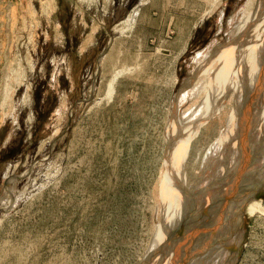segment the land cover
<instances>
[{
	"label": "rangeland",
	"instance_id": "obj_1",
	"mask_svg": "<svg viewBox=\"0 0 264 264\" xmlns=\"http://www.w3.org/2000/svg\"><path fill=\"white\" fill-rule=\"evenodd\" d=\"M256 2L0 0V264L180 262L176 218L259 80ZM234 165L228 227L253 181ZM244 225L237 264H264V212Z\"/></svg>",
	"mask_w": 264,
	"mask_h": 264
},
{
	"label": "flooded vegetation",
	"instance_id": "obj_2",
	"mask_svg": "<svg viewBox=\"0 0 264 264\" xmlns=\"http://www.w3.org/2000/svg\"><path fill=\"white\" fill-rule=\"evenodd\" d=\"M255 18H256V31H257L256 41L259 43L258 45H260L258 47L259 49L257 48L259 52L256 51L257 52L256 59L257 61L260 60L258 62L261 63L264 69V63L262 64V62H264V59H263L264 53H262L264 49V41H263L264 40V35H263L264 34V0H257ZM260 53H262L263 56ZM262 92L263 91H261V93ZM250 102L251 103L253 102L252 103L253 105H251ZM247 104L248 106H246ZM242 105L244 106L243 108H242ZM256 105L257 103H255V101L253 100L252 101H249V100L242 101V98L240 97V100L236 104L234 113H233L234 115L233 130L234 131L232 130L230 134L232 135V137L233 136L235 137L233 138L229 137L231 140L230 139L229 141L227 140L228 142L226 143L227 145L231 146V150L228 152L229 154L219 153L217 155L216 160L214 161V165L217 171L215 175L214 188L212 189L213 191L210 194L211 197L207 199V198H204L205 195H202V197H200V199L196 201V206L198 207L197 208L198 210L196 211L197 214H192V216L189 217V215L185 214L186 212L185 210L184 211L185 216L183 219L181 218L180 221H177V218H176V222H175L176 242L175 244H177V248L179 250V252L177 251L178 253L177 259L180 260L178 264H195L194 262L198 260V258L199 259L201 258L202 260H207L206 258L209 259L210 255L212 254L215 255L218 253V249L220 248L219 242H221L220 236L222 238L224 237L223 235L227 234L225 231L229 225L227 224L229 222V217H228L229 214H227V212L230 207V200H232L230 199L231 197L230 192L227 188H228V185L233 182V177L230 180H229V177L227 178V170L229 167L233 168L235 166L234 165L235 163L237 164L238 167H240L241 164L245 163L246 166L249 167L248 172L251 173L253 176L255 175L258 165L261 164L262 162V160L257 159V157L261 156L260 144H262L264 140V129L260 132V134H258L257 131L259 128L258 126L260 124L261 117L258 116L259 115L258 107ZM246 107L247 109L249 107V112H247V114H244L245 113L244 108ZM255 107H257L256 108L257 111H255L256 110L254 109ZM243 115L244 116L246 115V118L248 117V120H249V123L247 125H244V128H246L245 131L243 130V127H242L243 126L242 124H245V121L243 122V118H244ZM241 129H242V132H241ZM262 148H264V146ZM211 152L212 151H210L209 154ZM192 187L189 190H191ZM231 198H234V197H231ZM183 220H184V223H183ZM181 224H183V229L180 230L179 225ZM221 228L224 230L222 231ZM226 236L222 238L223 242L220 243V245L227 241ZM194 248H196V250ZM212 248L214 249V252ZM197 252L198 254L199 253H202V254H199V255L196 254L195 256V253Z\"/></svg>",
	"mask_w": 264,
	"mask_h": 264
},
{
	"label": "bare ground",
	"instance_id": "obj_3",
	"mask_svg": "<svg viewBox=\"0 0 264 264\" xmlns=\"http://www.w3.org/2000/svg\"><path fill=\"white\" fill-rule=\"evenodd\" d=\"M261 20V19H260ZM249 21V20H248ZM244 24V26L246 25L245 23H243ZM260 31V30H259ZM261 32V31H260ZM260 34V33H259ZM264 35V34H263ZM262 37V36H261ZM259 41V40H258ZM264 41V40H263ZM256 45L259 47L260 45H258L259 43L256 41ZM263 47V46H262ZM259 49V48H258ZM261 50V49H260ZM256 51H258L257 49H256ZM259 52V51H258ZM261 52V51H260ZM262 53H264V49H263V51H262ZM262 53H260L262 56H263V54ZM256 54H257V52H256ZM255 54V55H256ZM259 57H261V56H259ZM256 58H257V56H256ZM254 59L253 60V62L250 64L251 65V67H249V65H248V69L250 68V70H251V72L252 71H254L255 73H257L256 75H259V80H257V82L253 85V86H251L250 85V83L248 82V84L247 85H250L251 87H252V92H253V95H250V96H253V97H250V101H255V103H257V107H258V113H261L260 111H262V109H264V107L262 106L263 105V99H264V79H263V77H264V69H263V67H262V65H261V63L260 62H258V61H260V60H258L257 61V59ZM263 58V57H262ZM264 59V58H263ZM262 61V60H261ZM264 62H262V64H263ZM247 69V70H248ZM244 71L246 70V69H243ZM250 70H248L249 72H250ZM249 72L247 73V74H249ZM254 72H252V73H254ZM254 73V74H255ZM245 74H246V72H245ZM246 74V75H247ZM251 74V73H250ZM243 75V74H242ZM253 75V74H252ZM249 76H251V75H249ZM248 76V77H249ZM243 77V76H242ZM245 77V76H244ZM243 77V78H244ZM247 77V76H246ZM253 77V76H252ZM257 77V76H256ZM217 78V77H216ZM242 78V79H243ZM254 78V77H253ZM258 78V77H257ZM256 78V79H257ZM255 79V78H254ZM244 80H245V82L244 83H246V78H244ZM251 80H252V78H251ZM241 81V80H240ZM249 81V80H248ZM256 81V80H255ZM254 82V81H253ZM241 83V82H240ZM244 86H246L245 84H244ZM243 86V87H244ZM247 87H249V86H247ZM251 87H249L248 89H251ZM245 90V93H246V87L244 88ZM247 89V90H248ZM263 89V90H262ZM243 90V89H242ZM263 91L262 93H261V91ZM238 92H240V91H238ZM243 91H241V93H242ZM248 92V91H247ZM251 92V93H252ZM249 93V92H248ZM240 95V94H239ZM242 95H244L243 93H242ZM248 95V94H247ZM246 95V96H247ZM249 95H248V98H249ZM241 96V95H240ZM259 97V98H258ZM243 98H247V97H245V96H243ZM257 98V99H256ZM244 100V99H243ZM244 103V102H243ZM253 103V102H252ZM251 102H250V104L251 105H253ZM255 105V104H254ZM246 106H248V104L246 105ZM260 106V107H259ZM244 106L242 105V108H243ZM257 107H255L254 109H256ZM245 109H247V107L246 108H244V111H245V113H244V111H243V113L244 114H247V112H249V107H248V109L247 110H245ZM251 109H252V107H251ZM250 109V110H251ZM260 110V111H259ZM255 111H257V109L255 110ZM264 111V110H263ZM252 112H253V110H252ZM251 112V113H252ZM263 114V113H262ZM254 115V114H253ZM252 115V116H253ZM258 115V114H257ZM246 116V115H245ZM249 116V115H248ZM258 116H260L261 117V114H259ZM257 116V117H258ZM256 117V118H257ZM246 118V117H245ZM255 118V117H254ZM259 119V118H258ZM261 121H260V124H259V128H261V130L263 129V125H261L264 121L262 120V119H260ZM259 121V120H258ZM247 122V121H246ZM239 125V124H238ZM240 128V127H239ZM232 130H233V128H232ZM234 131V130H233ZM238 131V130H237ZM232 132V131H231ZM230 132V133H231ZM236 132V131H235ZM234 135V134H233ZM229 137V136H228ZM233 137H235V136H233ZM232 137V135H230V138H233ZM229 138V139H230ZM226 139H227V136H226ZM225 139V140H226ZM229 139H227L228 141H229ZM224 140V139H223ZM222 140V141H223ZM231 140V139H230ZM227 141V142H228ZM219 142H221V140L219 141ZM226 142V143H227ZM263 143H264V141H263ZM262 143V144H263ZM228 145L226 144L225 146H223V148H221L219 145H218V147H214L215 149H218L217 151H215V153L216 152H218V151H223V149H228V150H226L225 151V153H227L231 148H228L227 147ZM215 153H213V155L212 156H215L214 154ZM224 153V152H223ZM229 154V153H228ZM229 156V155H228ZM206 166V165H205ZM206 169H207V167H205L203 170H205L206 171ZM195 186H196V189H194V190H197V188L199 187V185L198 184H195ZM193 190V191H194ZM246 190V189H245ZM244 190V191H245ZM198 191V190H197ZM195 192V195H197V193L198 192ZM190 193V192H189ZM191 193H193V192H191ZM191 193L187 196V199L186 198H184L185 200L184 201H182L183 203L182 204H184V202H186L185 204H187V202H188V204L190 203V201L191 200H189L190 198H192V196H191ZM190 197V198H189ZM242 197V196H241ZM194 198V197H193ZM195 199V198H194ZM239 204V206L241 207V205H242V203H243V198H240V200H239V202H238ZM187 204V205H188ZM186 205V206H187ZM240 209V208H239ZM246 209H247V212H249V213H253V212H255V211H260V212H264V207H263V205H262V202L261 201H259V200H257V199H253V200H251V201H249L248 202V204H247V206H246ZM183 218H184V215H183ZM233 219H234V217H233ZM184 221V220H183ZM225 221V220H224ZM184 223V222H183ZM231 223V222H230ZM229 223V224H230ZM233 223V222H232ZM228 224V223H227ZM183 225V224H182ZM182 225H181V227H182ZM239 225H238V223L237 222H235L234 224H232V225H230L225 231H226V235H223L224 237L226 236V238H227V241L226 242H224L223 244H221L220 245V243H222L223 241H222V238H224V237H222L221 238V236H220V240H221V242H219V241H217V242H219V246H220V248L218 249V253L217 254H215V255H210L209 256V259L210 260H208V258H207V260L210 262V264H227V262H228V259H227V252H228V247H229V245L230 244H233L237 239H238V230H239ZM222 229V228H221ZM224 229H222V231H223ZM225 231H224V233H225ZM220 232V231H219ZM216 233V232H215ZM217 234H219V233H217ZM221 234V233H220ZM215 235V234H214ZM211 236V235H210ZM225 238V239H226ZM199 240V239H198ZM212 240V239H211ZM211 240H210V242H211ZM218 240V239H217ZM209 241V240H208ZM216 241V240H215ZM198 242V241H197ZM214 242V241H213ZM213 242H212V244H213ZM199 243V242H198ZM203 243V242H202ZM206 243V242H205ZM209 243V242H208ZM201 244V243H200ZM204 245V244H203ZM195 249V248H194ZM213 249V248H212ZM178 252H179V250H178ZM199 252V251H198ZM198 252L197 253H195V256H196V254H198ZM213 252H214V249H213ZM199 254H202V253H199ZM198 254V255H199ZM209 254V253H208ZM176 255V254H175ZM198 258V257H197ZM199 259V258H198ZM201 258L198 260V261H200L201 262ZM206 260V261H207ZM203 262V261H202ZM204 262H205V260H204ZM206 263V262H205ZM199 264V263H198ZM201 264V263H200ZM206 264H208V263H206Z\"/></svg>",
	"mask_w": 264,
	"mask_h": 264
},
{
	"label": "water",
	"instance_id": "obj_4",
	"mask_svg": "<svg viewBox=\"0 0 264 264\" xmlns=\"http://www.w3.org/2000/svg\"><path fill=\"white\" fill-rule=\"evenodd\" d=\"M261 150L260 159L262 160L261 164L258 165L255 175H253L252 183L247 182L248 188L245 191H242L243 203L240 207L239 214L237 217V223L239 225L238 230V239L230 244L227 252V264H237L240 253H241V245L245 236V225H244V213L246 211V205L249 201L253 199H259L260 195L264 192V149ZM250 181V180H249ZM245 184V185H246Z\"/></svg>",
	"mask_w": 264,
	"mask_h": 264
}]
</instances>
